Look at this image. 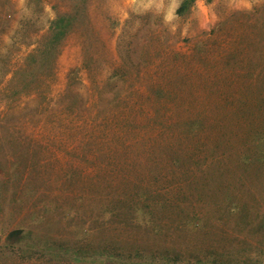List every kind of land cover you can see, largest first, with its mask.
Returning a JSON list of instances; mask_svg holds the SVG:
<instances>
[{
	"label": "rangeland",
	"instance_id": "rangeland-1",
	"mask_svg": "<svg viewBox=\"0 0 264 264\" xmlns=\"http://www.w3.org/2000/svg\"><path fill=\"white\" fill-rule=\"evenodd\" d=\"M182 1L0 0V264H264V0Z\"/></svg>",
	"mask_w": 264,
	"mask_h": 264
},
{
	"label": "trees",
	"instance_id": "trees-1",
	"mask_svg": "<svg viewBox=\"0 0 264 264\" xmlns=\"http://www.w3.org/2000/svg\"><path fill=\"white\" fill-rule=\"evenodd\" d=\"M195 0H183L178 8L179 14H185L189 11ZM63 34V32H61ZM58 36V35H57ZM154 192V191H153ZM170 201V200H169ZM23 232L22 229H16L10 233L11 236L19 235ZM110 256V255H109Z\"/></svg>",
	"mask_w": 264,
	"mask_h": 264
}]
</instances>
